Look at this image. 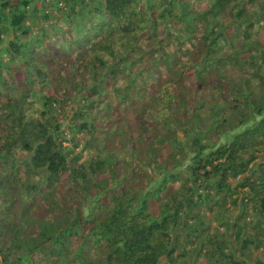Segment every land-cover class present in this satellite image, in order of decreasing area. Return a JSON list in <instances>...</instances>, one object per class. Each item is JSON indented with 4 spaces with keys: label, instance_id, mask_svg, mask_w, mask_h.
Returning <instances> with one entry per match:
<instances>
[{
    "label": "trees",
    "instance_id": "trees-1",
    "mask_svg": "<svg viewBox=\"0 0 264 264\" xmlns=\"http://www.w3.org/2000/svg\"><path fill=\"white\" fill-rule=\"evenodd\" d=\"M66 91L74 135L136 143L131 162L68 165ZM263 246L264 0H0V264H264Z\"/></svg>",
    "mask_w": 264,
    "mask_h": 264
},
{
    "label": "rangeland",
    "instance_id": "rangeland-1",
    "mask_svg": "<svg viewBox=\"0 0 264 264\" xmlns=\"http://www.w3.org/2000/svg\"><path fill=\"white\" fill-rule=\"evenodd\" d=\"M46 29L48 30L49 33H51L50 32L51 30L49 27L46 26ZM55 39H57V38H55L53 35H51V38L49 40L50 46L54 45ZM246 72H247V70L245 68L225 69L224 70L225 75L232 77L236 80H239L241 77H243L246 74ZM187 76H188L189 81L192 84H194L191 73H188ZM118 83H119V85L122 84L121 82H118ZM106 84L108 85L109 88H111L109 82H106ZM150 87H154V85L150 84ZM73 93L70 94V91H66L64 93L65 96H67L65 98H67V99H68V97L70 98L68 100L64 99V98H61V99L57 98L58 100L60 99V103L56 106L57 110L55 111L58 115L57 118L60 121V129L56 132V135H58L60 137L61 132L66 131L65 134L62 132L65 138H63V141L61 142L62 143L61 147H62L63 152L67 156L68 165L86 162V161L94 158L97 155H105V154L107 155L108 159H111V157H114V159L125 161V163L131 162V160L137 154L135 149H134V147L136 146V143H131V144H129L126 147L121 148V149H118V148L110 149L108 146L109 142L103 141L104 134H100L98 136V138H99L98 141H96V140L92 141L93 137L91 136V134H87L83 130L74 135L73 131L70 129V126H69L70 124L71 125L73 124L70 121H71L74 113L76 111H78L79 109H81L86 104H85V102H83L81 93L76 92V91ZM59 96L61 97V95H59ZM117 102L118 101H116L115 104H117ZM131 103L132 102H130L128 105H126L123 108L124 112H123L122 120L124 122H130L133 125V127L136 129V131H138L139 128H137V127L139 125H145L146 123L148 124V122L145 121L144 119L140 118V116L138 114H134L132 112V110L129 107V105ZM93 113H94V111H92V114ZM89 118H90V115L84 114V116L79 121L80 122H85V121L89 122ZM179 135L182 136V134H179ZM145 136H146V142H148L149 141L148 140L149 131H146ZM71 139H73V140H71ZM165 153H166V150H165L164 154ZM256 168L257 167L254 168L253 172H257ZM253 172L248 170L247 173L250 174ZM149 174H150V172H149ZM151 178H153V180L156 182L159 178V175L156 176L154 174V172H152ZM236 180H237V178H232V179H230V183L232 185H234L235 183H237ZM151 185H149V187H151ZM173 187L174 186H171V189ZM241 194H242V190H237L235 196H237L239 198L241 196ZM95 202H96V198L93 197L92 195H89L88 198L83 202V211L85 214H89V212L93 208ZM225 207H226V205H225ZM150 209L154 215L158 214V198L152 199L150 201ZM218 212H220V211H218ZM240 212H241V210L239 209L238 205L233 206V207H230L229 215L232 217V220H235L237 217H239ZM250 216H251V213L249 211L247 217L242 218L243 220H241L240 223L248 222L250 220ZM202 217H203L202 218L203 222L206 223L209 227V229H208L209 235L215 234L217 237L224 238L227 242V245L230 248H232L233 250L236 249V239L237 238L228 237L227 233H228L229 229L228 230L226 229V225H224V226L218 225L219 224L218 220L221 218L220 216H217L216 213H212L210 210H208L206 208L202 212ZM223 220L225 221V219H223ZM243 227H245V226H243ZM246 227H247V225H246ZM244 230L246 231V228H244ZM250 249L251 248H249V250ZM253 253L255 255H257L258 257H260L262 260H264V246L262 248L258 249L257 251H253Z\"/></svg>",
    "mask_w": 264,
    "mask_h": 264
}]
</instances>
